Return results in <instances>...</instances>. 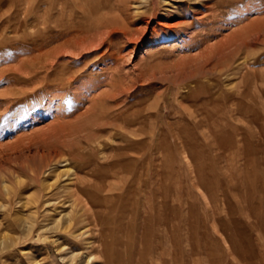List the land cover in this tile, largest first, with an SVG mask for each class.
Masks as SVG:
<instances>
[{
  "label": "rangeland",
  "instance_id": "obj_1",
  "mask_svg": "<svg viewBox=\"0 0 264 264\" xmlns=\"http://www.w3.org/2000/svg\"><path fill=\"white\" fill-rule=\"evenodd\" d=\"M97 1L0 0V264H264V0Z\"/></svg>",
  "mask_w": 264,
  "mask_h": 264
},
{
  "label": "bare ground",
  "instance_id": "obj_2",
  "mask_svg": "<svg viewBox=\"0 0 264 264\" xmlns=\"http://www.w3.org/2000/svg\"><path fill=\"white\" fill-rule=\"evenodd\" d=\"M56 1V0H55ZM65 1V0H64ZM90 1V0H89ZM97 1V0H96ZM98 2V1H97ZM100 2H101V0H100ZM99 4V3H98ZM114 4V3H113ZM93 7V6H92ZM213 7V6H212ZM89 10V9H88ZM51 11H52V9H51ZM85 13V12H84ZM49 18V17H48ZM112 18V17H111ZM107 21H108V15L106 14V15H102V16H100V17H98V20H97V22H95L94 24H96V26H95V28H99V27H102V26H104V25H106V23H107ZM93 24V25H94ZM94 27V26H93ZM84 29V28H83ZM82 29V30H83ZM114 30V29H113ZM83 33V32H82ZM78 34V33H77ZM79 34H80V32H79ZM110 34V33H109ZM69 35V34H68ZM67 35V36H68ZM75 35V34H74ZM74 35H72V36H74ZM62 36H63V34H62ZM80 36V35H79ZM64 37V36H63ZM58 38V37H57ZM60 38V37H59ZM65 38V37H64ZM64 38H62L63 40H64ZM82 38V37H81ZM75 39V38H74ZM60 40V39H59ZM253 40V39H252ZM49 41H50V39H49ZM258 41V40H257ZM262 41V40H261ZM48 43V42H47ZM46 43V44H47ZM247 42H245V44H246ZM48 44H51V41H50V43H48ZM47 44V45H48ZM63 44H65V43H63ZM60 45V44H59ZM252 45V44H251ZM58 46V45H57ZM243 46V45H242ZM245 46V45H244ZM247 46V45H246ZM44 47V46H43ZM238 47V46H237ZM45 48V47H44ZM55 49V48H54ZM59 49V48H58ZM36 50V49H35ZM44 50V49H43ZM42 50V51H43ZM56 50V49H55ZM54 50V51H55ZM237 50H239V49H237ZM245 50V49H244ZM56 51H58V50H56ZM60 51V50H59ZM47 52V51H46ZM52 52H53V50H52ZM240 52V51H239ZM242 52H243V50H242ZM48 53H50V52H47V54ZM56 53V52H55ZM236 54V53H235ZM107 55V54H106ZM237 55H239V54H237ZM40 56H43V55H40ZM57 56V55H56ZM36 58H40V57H36ZM55 58V57H54ZM240 58V57H239ZM245 58V57H244ZM41 59V58H40ZM246 59H247V57H246ZM37 60V59H36ZM230 60V59H229ZM237 61V60H236ZM240 61V60H239ZM43 62V61H42ZM238 62V61H237ZM238 63H240V62H238ZM238 65V64H237ZM56 66V65H55ZM241 66V65H240ZM242 67H244L243 65L241 66V68ZM239 69H240V67L239 66H236V62L235 61H231L230 60V62L228 63L227 62V64H226V66H223L220 70H218V69H213L212 71H210V74H217V75H220V76H222V75H224L225 74V72H227V71H234V70H238L239 71ZM241 71V70H240ZM217 72V73H216ZM256 76H257V74H256ZM251 77V76H250ZM247 79V78H246ZM249 79V78H248ZM76 80V79H75ZM264 80V79H263ZM248 83V82H247ZM66 84V83H65ZM256 84V83H255ZM64 85V84H63ZM248 85V84H247ZM246 85V86H247ZM249 86V85H248ZM255 88V87H254ZM250 89V88H249ZM256 90H258V89H256L255 88V90L253 89V90H251L250 91V97L252 96V98H255V92H256ZM260 91V90H259ZM261 93V92H260ZM246 96H248L247 98H249V95H246ZM213 99V98H212ZM113 104V103H112ZM215 111V110H214ZM102 113V112H101ZM99 114V113H98ZM106 114V113H105ZM103 115H104V113H103ZM108 115V114H107ZM95 116V115H94ZM217 116V115H216ZM118 118V117H117ZM99 120V119H98ZM123 123H124V121L123 120H121ZM92 122V121H91ZM113 122V121H112ZM95 123V122H94ZM94 123H92V125L94 124ZM139 123V122H138ZM125 124V123H124ZM127 124V123H126ZM125 124V125H126ZM133 124V123H132ZM87 127V126H86ZM93 127V126H92ZM104 127V126H103ZM90 128V127H89ZM81 128H79V130H80ZM88 129V128H87ZM100 129V128H99ZM84 130V129H83ZM89 130V129H88ZM98 130V129H97ZM128 131V130H127ZM88 132V131H87ZM112 132V131H111ZM90 133H91V131H90ZM92 134V133H91ZM90 134V135H91ZM104 135V134H103ZM80 136V135H79ZM95 137H97V136H95ZM89 138V137H88ZM98 138V137H97ZM96 139V138H95ZM89 140H91V136H90V139ZM92 140H94V139H92ZM95 142V141H94ZM79 143V142H78ZM91 143V142H90ZM94 144V143H93ZM73 149V148H72ZM74 150V149H73ZM142 152V151H141ZM48 158V157H47ZM43 160H44V158H43ZM133 162V161H132ZM64 162L63 161H61V159H60V157H59V155H58V157L56 156V157H53V158H51V159H49V160H47V162H46V164H45V166L44 167H41L40 169L41 170H44L45 169V167L47 168H49L51 165L53 166V164H54V166H57V165H61V164H63ZM53 168V167H52ZM40 169H38L37 171H35L34 173H36V174H38L41 170ZM67 171H62V172H59L58 174H57V179H64V177L67 175ZM69 174V173H68ZM9 175H13V174H9ZM2 176V185H3V189H5L6 188V184L7 183H5V179L4 178H7V176L8 175H6V174H2L1 175ZM68 176V175H67ZM58 181V180H57ZM54 186L55 185H53V184H50V185H48V186H46V190H52L53 188H54ZM80 187V186H79ZM82 187V186H81ZM2 189V190H3ZM86 191V190H85ZM6 192V191H5ZM10 192V191H9ZM10 193H12V192H10ZM82 192H81V190L80 189H77V195L78 194H81ZM6 194V193H5ZM7 194H9V193H7ZM76 194V193H75ZM89 195V194H88ZM92 195V194H91ZM8 196V195H7ZM73 196V195H72ZM76 197V196H75ZM91 197V196H90ZM37 202V201H36ZM40 202V201H39ZM38 203V202H37ZM24 205V204H23ZM45 205V204H44ZM24 207V206H23ZM46 207H47V205H46ZM26 208V207H25ZM41 208V207H40ZM96 216V214H93L92 213V215L91 216ZM73 219H75V218H73ZM97 220V219H96ZM75 221V220H74ZM76 222V221H75Z\"/></svg>",
  "mask_w": 264,
  "mask_h": 264
}]
</instances>
